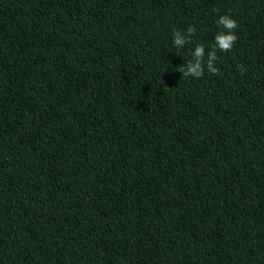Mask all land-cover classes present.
Listing matches in <instances>:
<instances>
[{"label": "trees", "instance_id": "trees-1", "mask_svg": "<svg viewBox=\"0 0 264 264\" xmlns=\"http://www.w3.org/2000/svg\"><path fill=\"white\" fill-rule=\"evenodd\" d=\"M229 12L219 74L182 78ZM0 241H264V0H0ZM0 264H264V242H0Z\"/></svg>", "mask_w": 264, "mask_h": 264}, {"label": "clouds", "instance_id": "clouds-1", "mask_svg": "<svg viewBox=\"0 0 264 264\" xmlns=\"http://www.w3.org/2000/svg\"><path fill=\"white\" fill-rule=\"evenodd\" d=\"M215 23L220 30L214 36V44L206 50L203 43H196L190 52L191 58L176 68L175 71L180 72L182 78L201 79L204 77L205 72L210 75L219 74L220 69L216 66L218 60L217 52L226 53L232 51L238 39L236 32L240 25L230 12L219 15ZM196 32V27L192 25H189L185 30L173 29L171 42L177 49V53L185 46L193 43V37ZM236 68L241 74L247 71L241 64H237Z\"/></svg>", "mask_w": 264, "mask_h": 264}]
</instances>
